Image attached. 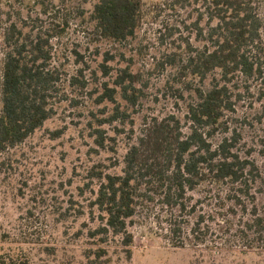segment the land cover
<instances>
[{
    "label": "rangeland",
    "instance_id": "1",
    "mask_svg": "<svg viewBox=\"0 0 264 264\" xmlns=\"http://www.w3.org/2000/svg\"><path fill=\"white\" fill-rule=\"evenodd\" d=\"M96 1L0 0V36L12 22L23 38L39 29L47 37L46 30L56 28L49 68L59 75L51 117L0 156V239L7 234L9 241L26 240L0 241V255L3 247H12L25 251L29 264H97L95 253L102 247L106 253L99 264H264V245L249 248L237 235L255 209L264 215V85L253 77L235 78L228 131L210 139L216 146L231 137L233 150L257 166L260 176L250 181L243 204L231 199V187L208 180L188 192L187 211L171 210L159 197L140 205L128 225L129 245L125 234L92 235L105 224L93 203L100 186L95 172L122 174L128 151L154 118L175 116L188 134L195 88L210 87L215 77L211 73L201 84L183 69L189 54L210 46L215 22L204 0H145L140 28L123 42L95 32ZM254 6L263 16L264 0H254ZM5 52L0 41V75ZM124 70L135 76L136 104L116 84ZM105 83L116 88L114 101L102 100ZM118 110L124 114L113 120ZM98 129L104 147L96 142ZM201 217L204 232L198 238L191 230Z\"/></svg>",
    "mask_w": 264,
    "mask_h": 264
},
{
    "label": "trees",
    "instance_id": "2",
    "mask_svg": "<svg viewBox=\"0 0 264 264\" xmlns=\"http://www.w3.org/2000/svg\"><path fill=\"white\" fill-rule=\"evenodd\" d=\"M204 2L208 4L210 19L215 22L208 33L210 46L189 54L183 69L187 70L186 76L197 78L201 84L209 74L215 77L210 87L195 88V99L188 106L190 132L185 134L181 121L175 116L154 118L139 142L128 151L122 174L95 172L100 186L93 203L102 213L105 224L92 235L125 234V244L129 245L132 235L128 233V225L143 203L159 197L171 210L187 211L188 192L210 180L231 187V199L240 205L242 197L249 193L250 181L260 176L254 162L233 150L235 143L231 137H224L216 146L210 139L222 129L228 131L225 116L233 110L231 85L235 78H258L264 85V13L260 15L254 0ZM40 3L46 4L44 0ZM143 4L145 0H97L91 14L95 32L114 42L128 40L141 26ZM43 11L47 13V8ZM58 12L56 10L55 17ZM46 32L47 37L39 29L35 36L26 34L23 38L22 29L12 22L0 36L6 49L0 75V156L23 143L53 113L50 99L58 91L59 75L49 68L50 47L58 31L52 28ZM103 67L107 74L108 66ZM74 81L79 79L75 77ZM135 81V76L127 70L116 80L123 97L133 104L138 99ZM104 86L102 100L108 97L114 101L116 88L107 83ZM122 114L124 112L118 110L113 120ZM97 132L96 142L104 147V132L99 129ZM202 219L191 230L198 238V233L204 232ZM180 230L179 226L173 229L175 233ZM237 235L247 240L249 248L262 247L264 215L255 209L253 218L237 230ZM6 236L0 239L3 244L26 241H9ZM105 253L104 248H98L93 261L99 264ZM29 261L25 251L17 253L12 247L7 250L3 247L0 255V264H29Z\"/></svg>",
    "mask_w": 264,
    "mask_h": 264
}]
</instances>
